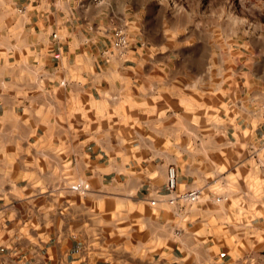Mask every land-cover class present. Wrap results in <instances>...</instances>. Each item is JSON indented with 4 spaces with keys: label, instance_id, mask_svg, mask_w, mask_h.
I'll list each match as a JSON object with an SVG mask.
<instances>
[{
    "label": "crops",
    "instance_id": "1",
    "mask_svg": "<svg viewBox=\"0 0 264 264\" xmlns=\"http://www.w3.org/2000/svg\"><path fill=\"white\" fill-rule=\"evenodd\" d=\"M154 5L0 0V264H264L247 158L264 129L258 87L193 88L205 71L180 70L166 39L146 48ZM116 27L128 48L106 58ZM168 168L176 192L203 191L181 217L149 205Z\"/></svg>",
    "mask_w": 264,
    "mask_h": 264
},
{
    "label": "rangeland",
    "instance_id": "2",
    "mask_svg": "<svg viewBox=\"0 0 264 264\" xmlns=\"http://www.w3.org/2000/svg\"><path fill=\"white\" fill-rule=\"evenodd\" d=\"M134 1L155 4L146 10L151 16L145 27L147 49L153 45L157 47L161 39H166L165 45L178 58L177 67L180 70L189 67L196 73L206 72L205 76L194 75L190 81L193 88L200 90L203 83H210L211 88L217 90L224 82L228 90L236 85L241 96H248L252 92L250 86H257L256 93L262 108L264 0ZM110 44L105 50L109 49ZM136 47L139 45L136 44ZM182 82H186V79L179 77V83ZM218 94L212 93L210 100L207 99L211 105L216 101L219 103ZM202 99V96L199 97V100ZM230 102H233L232 97ZM252 257L264 259V252L254 251Z\"/></svg>",
    "mask_w": 264,
    "mask_h": 264
},
{
    "label": "built area",
    "instance_id": "3",
    "mask_svg": "<svg viewBox=\"0 0 264 264\" xmlns=\"http://www.w3.org/2000/svg\"><path fill=\"white\" fill-rule=\"evenodd\" d=\"M94 4H100L101 0H92ZM22 10L19 12L21 13ZM54 37V35H52ZM127 39L124 30L121 27H116L112 31V41L108 50L102 51L101 55L106 58L122 59L126 53ZM247 158L251 162L252 170L255 176L258 178L261 184L260 198L264 197V129L261 131L258 140L255 144L250 145L247 148ZM212 186V183L209 185ZM69 190L75 193L82 194L87 190V185L83 183H77L69 187ZM203 195L202 189H194L183 192L175 191L174 183V170L168 168L166 172V181L163 186V190L157 193L159 200L149 201L150 206H154L156 203L161 202L165 206L172 208L175 212V216L181 217L183 214L181 210L184 207H189L198 203ZM225 195L214 197L215 203L226 201ZM179 230L174 233L177 234Z\"/></svg>",
    "mask_w": 264,
    "mask_h": 264
}]
</instances>
